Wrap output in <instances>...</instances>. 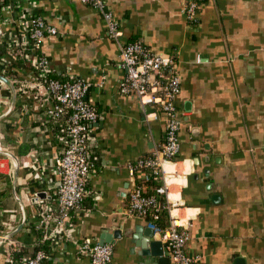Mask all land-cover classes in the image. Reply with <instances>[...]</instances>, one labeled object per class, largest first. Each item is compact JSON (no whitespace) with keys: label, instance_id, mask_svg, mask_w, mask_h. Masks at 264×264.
Masks as SVG:
<instances>
[{"label":"crops","instance_id":"0c3cea01","mask_svg":"<svg viewBox=\"0 0 264 264\" xmlns=\"http://www.w3.org/2000/svg\"><path fill=\"white\" fill-rule=\"evenodd\" d=\"M196 3L195 21L184 13ZM45 21L57 33L43 39L45 54L56 76L66 70L90 84L86 98L98 110L92 124L96 170L89 176L91 196L72 213L73 239L58 240L44 264H92L78 253L82 240L112 236L111 264H137L133 252L147 247L144 219L128 215L130 176L126 164L151 154L162 143L164 118L147 117L152 108L119 92L125 69L119 45L107 34L101 12L81 0H35ZM122 30L123 41H138L148 50L172 53L180 79L175 104L180 114L179 151L166 163L169 199L174 213L189 226L194 264H264V0H103ZM36 11V9H34ZM102 81V85L98 83ZM0 84V114L11 101ZM16 96L0 120V148L19 160L15 194L26 220L13 235L31 244L30 225L46 204H54L59 177L50 174L44 188L34 180L36 165L51 164L58 149L51 132L43 133L39 112ZM39 125L37 130L36 126ZM8 129L4 133L2 129ZM23 147L24 151H18ZM14 161L0 155V230L21 221L12 193ZM45 191L43 202H32ZM109 237V238H110ZM0 244V264L9 242ZM109 244V243H108ZM165 253V252H164ZM166 254V253H165Z\"/></svg>","mask_w":264,"mask_h":264},{"label":"built area","instance_id":"2783aa9c","mask_svg":"<svg viewBox=\"0 0 264 264\" xmlns=\"http://www.w3.org/2000/svg\"><path fill=\"white\" fill-rule=\"evenodd\" d=\"M81 1L101 12L108 36L119 45V64L125 69L118 85L119 92L136 97L143 108H152L147 117L156 119L161 115L164 118L162 143L150 156L126 164L130 176L126 213L144 219L146 225L160 236L164 252L172 264H194L200 256L190 255L187 251L191 239L189 226L174 213L176 206L169 199L164 168L179 151L181 120L175 99L180 92V79L175 56L152 52L138 41H123L122 30L111 11L105 8L103 0ZM184 13L189 21L194 22L196 3L186 2ZM0 30V47L4 50L0 54V74L10 81L16 96L39 112L37 121L41 130L51 132L58 149L53 163L34 168V180L41 188L47 184L50 174L59 177L53 193L54 204L44 205L37 219L43 237L53 247L58 240L73 239L71 213L83 207V199L90 193L87 184L89 176L96 170L93 148L97 141L92 124L99 113L86 98L90 89L88 82L75 77L70 69L61 78L52 75L49 59L40 48L43 39L56 34L57 29L38 12L35 0H0ZM98 85L101 86L102 81ZM151 177L161 181L157 195L145 191L144 182ZM158 195L163 196V202L160 203ZM161 211L167 215L166 226L155 223ZM9 231L10 226L0 230V238ZM77 250L80 255L88 256L92 264H111V244L85 239L77 243ZM49 256V253L38 250L33 257L24 258L22 264H40Z\"/></svg>","mask_w":264,"mask_h":264},{"label":"water","instance_id":"95a60500","mask_svg":"<svg viewBox=\"0 0 264 264\" xmlns=\"http://www.w3.org/2000/svg\"><path fill=\"white\" fill-rule=\"evenodd\" d=\"M0 33H1V30H0ZM0 82L6 83L9 87L11 93H12L9 106L7 107V109L4 112H2L0 114V120H1L4 117H6L10 113V111L12 110L16 94L14 92L13 86L10 83V81L5 76H3L1 74H0ZM0 155L10 157L14 161V173H13L14 179H13V185H12V193L15 196V198L19 204L20 211H21L20 223L13 230L7 232L4 235V238H0V244H1L4 239L12 238L14 234H16L17 232H19L21 230V228H22V226L26 220V214H25V209H24V205L21 201V198L15 194V186H16V181H17V177H18V169H19V160L11 151L4 150L2 148H0ZM45 197H46L45 191H38L32 197V202L36 203L38 201V199H44ZM111 235H112L111 237L110 236H101L98 242L100 244H104V243L112 244L113 239L120 237V233L118 232V230L114 231ZM146 235L149 238L147 240L148 246L147 247L144 246L143 250L137 251L136 253H134V252L132 253L133 256L138 258L137 264H172L169 256H167L164 253V248H163V244H162V241L160 239V236L158 234H156L153 231V229L150 227H148V230L146 231Z\"/></svg>","mask_w":264,"mask_h":264},{"label":"trees","instance_id":"16d2710c","mask_svg":"<svg viewBox=\"0 0 264 264\" xmlns=\"http://www.w3.org/2000/svg\"><path fill=\"white\" fill-rule=\"evenodd\" d=\"M3 51H4L3 48L0 47V54ZM52 75L54 77H58V76H56L55 73H52ZM25 107H26L25 102H23V104L16 102V104H15V108H20V109L25 110ZM5 119H6L7 125L10 123H13L15 121V117H12V116L11 117L7 116ZM6 127L7 126H5V129H2V131L4 133H7V131H8V129H6ZM36 128L38 130L39 125L36 126ZM18 151H24V148L18 147ZM150 155L151 154H148V155L142 156V157H147ZM144 185L146 187L145 191L147 194L157 195L156 190L159 186H161V181L155 179L154 177H151V178H149V180L144 182ZM90 196H91L90 193L88 195H86L83 199V203H85L86 198H88ZM158 200L160 201V203L163 202V196L158 195ZM71 215H73V214L71 213ZM155 223L159 226H166L168 224V218H167L165 211H161L159 213V216L155 220ZM30 229L34 230L35 235H36V240L31 244H25V243L18 241L14 237H12L11 239L13 240V242H11L8 246V253H7L8 259L4 260L2 262V264H22V261L24 258L33 257L38 250H43L46 253H49L50 247H51L50 242L43 237V232L37 226V223L34 225H30ZM48 259L49 258L44 259L40 264H44Z\"/></svg>","mask_w":264,"mask_h":264}]
</instances>
